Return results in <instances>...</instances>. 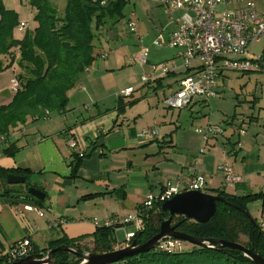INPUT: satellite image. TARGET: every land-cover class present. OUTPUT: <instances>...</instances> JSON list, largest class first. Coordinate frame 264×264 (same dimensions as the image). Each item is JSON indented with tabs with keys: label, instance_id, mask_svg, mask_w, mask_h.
<instances>
[{
	"label": "crops",
	"instance_id": "crops-1",
	"mask_svg": "<svg viewBox=\"0 0 264 264\" xmlns=\"http://www.w3.org/2000/svg\"><path fill=\"white\" fill-rule=\"evenodd\" d=\"M48 1L58 12L67 0ZM2 3L18 15L19 24L13 37L21 40L26 32L35 28V10L27 0H2ZM254 4L264 17V5ZM152 5L160 9L165 18L168 17L159 6ZM178 15L179 12H174L164 25L163 33L159 34L167 37L174 32ZM21 25L25 26L24 29L20 28ZM147 32V28L135 32V50L123 61V55L111 47L117 39L114 26L98 30L94 41L96 60L69 91L66 110L60 114L49 113L47 119L14 128L6 139L0 141V256L6 254L13 244L25 239L40 249L61 238L91 246L96 229L110 222L114 226L112 236L116 248H123L126 235L135 233L141 221L128 224L119 221L132 216L148 194H159L168 182H175L177 178L182 183L199 178L203 181L201 192L212 195L217 191L237 197L264 193V120L254 117L240 119L233 126L243 129V133L235 136L232 128L231 134H227V127L210 124L205 118L200 126H214L220 131L203 142L192 126L199 120L200 108L209 106L216 96L208 102L201 98L192 99L184 108L189 110L191 126L188 127L189 123L186 127L180 125L182 110L173 114L164 106L163 100L159 103L152 98L158 92L164 93L165 89L171 90L170 95L185 75L179 65V50L153 48L151 43L158 34L148 44H143L148 38ZM142 46L149 50V64L174 60L177 69L150 84L140 83L141 74L148 72V66L136 65L133 56ZM12 54L16 59L17 49ZM261 56L264 64V54ZM11 57L0 56L2 67L10 64ZM124 62L134 66L138 74L131 81L118 84V79L123 77L114 71H122ZM16 68L12 63L7 69L10 74L6 76L7 70L0 72V105L8 104L13 97L9 81L17 75ZM224 78L225 74L219 80L217 90ZM128 87L133 88L130 96L116 97L119 91ZM3 92L7 95L2 97ZM153 127L158 128V138L138 137L142 129ZM70 140L77 142L78 149L86 152V156L79 160L75 176H72V167L76 152L68 148ZM9 145L18 150L12 157L4 155ZM201 148L202 153L199 152ZM224 163L232 166L243 178L233 190L224 189L223 177L216 170ZM13 170H20L23 175L14 176L24 178V182L41 192L43 198L39 206L25 197L28 194L24 183L8 184V175H1ZM26 204L40 208L44 216L24 211L22 207ZM261 204V201L251 202L247 211L251 218L264 225Z\"/></svg>",
	"mask_w": 264,
	"mask_h": 264
},
{
	"label": "trees",
	"instance_id": "trees-1",
	"mask_svg": "<svg viewBox=\"0 0 264 264\" xmlns=\"http://www.w3.org/2000/svg\"><path fill=\"white\" fill-rule=\"evenodd\" d=\"M104 2V4H101ZM27 4L35 10L33 21L35 28L26 32L21 40L13 37V31L19 24L18 15L4 7L0 0V56H12L10 64L2 67L0 72L9 69L12 63L19 72L17 79L19 89L13 93L11 101L0 105V141L8 137L10 130L38 121L45 113H63L68 104V93L78 82L85 69L96 60L94 41L97 32L108 22L117 23L125 17L126 0H67L61 16L48 0H27ZM17 49V58L12 51ZM17 148L13 145L4 151V155L12 157ZM76 162L72 167V176L76 175L79 160L84 158L74 155ZM5 173V172H3ZM8 173L23 175L20 170ZM1 174L12 175V174ZM24 187L29 184L24 182ZM228 204L216 203L214 216L205 224L173 216L171 225L178 224L177 231L188 236L237 243L264 260V230L261 224L251 218L247 205L261 201V215L264 220V193L237 197L215 192ZM26 198L39 206L41 200L28 195ZM143 204V203H142ZM139 205L136 210L141 227L130 240L137 245L145 243L158 233L159 225L167 219V214L160 210V204L154 203L144 209ZM113 227V226H112ZM96 229L91 246L79 244L76 240L61 238L53 240L40 249L29 241L26 254H19L18 243L0 256V264H11L20 259L32 256H44L47 251L65 245L74 248L78 253L101 254L116 250L112 236V228ZM183 244V243H182ZM189 245L187 250L163 252L157 247L136 257L126 258L116 264H253L242 253L233 250H215ZM118 249V248H117ZM120 249V248H119ZM55 264H79L80 260L64 252H55L52 258Z\"/></svg>",
	"mask_w": 264,
	"mask_h": 264
},
{
	"label": "built area",
	"instance_id": "built-area-1",
	"mask_svg": "<svg viewBox=\"0 0 264 264\" xmlns=\"http://www.w3.org/2000/svg\"><path fill=\"white\" fill-rule=\"evenodd\" d=\"M114 1V0H110ZM133 3L137 0H126ZM159 6L169 18L174 12H179L175 20L176 30L165 37L158 34L151 45L161 49L165 47L179 50V65L183 68L185 75L178 83L177 89L163 99L166 108L172 110H183L192 99L201 98L204 102L217 96L218 82L227 72L247 74L261 72L264 75V64L262 56H250L249 48L253 44L264 40V17L256 9L251 0H147ZM101 4H104L102 2ZM21 25V29H24ZM129 31L136 32V23H128ZM148 48L142 46L133 56V62L140 66H148V72L142 73L140 83L150 84L160 78L166 77L177 69L174 60L169 63L149 64ZM86 70V69H85ZM9 88L12 93L19 89V81L16 75L9 81ZM133 88L128 87L119 91L116 97H128L132 94ZM45 113L43 119L48 118ZM237 135L243 133L231 125ZM220 131L217 127L207 126L203 129H196L195 132L206 142L208 137ZM140 138L153 140L159 137L157 127L144 128L138 134ZM79 145L74 140L68 141V148L74 150L79 157L86 155V152L78 149ZM203 152V148L199 150ZM223 177L224 189L233 190L237 184L243 181L232 166L227 163L216 167ZM183 185V188L181 187ZM203 181L199 178L182 183L177 178L175 182H168L157 195L148 194L143 202L144 209L150 208L154 203L163 204L174 195L184 191H201ZM26 212H35L39 217L44 216L43 210L35 205L26 204L22 207ZM140 218L136 210L132 216L119 221L121 224L138 223ZM61 224V222H58ZM56 226V224H52ZM112 227L113 223L104 224ZM138 230L141 223H138ZM114 227V226H113ZM264 229V225H261ZM133 233L127 234L125 247L130 244ZM19 254L25 255L29 246V240L25 239L18 243ZM157 248L163 252H178L183 249L182 242L176 240L161 241Z\"/></svg>",
	"mask_w": 264,
	"mask_h": 264
},
{
	"label": "rangeland",
	"instance_id": "rangeland-1",
	"mask_svg": "<svg viewBox=\"0 0 264 264\" xmlns=\"http://www.w3.org/2000/svg\"><path fill=\"white\" fill-rule=\"evenodd\" d=\"M256 4L264 5V0H252ZM144 0H137L132 3H129L125 9V17L117 23L108 22L107 27L114 26L116 33V42L112 43V49L117 51L119 55H123V61L127 60L128 54L132 53L135 50L136 41L134 40V35L136 33H131L129 31L128 23L134 21L136 23V31L140 33L142 29L147 28L148 38L143 40V44H148L149 40L161 33L165 24L168 23L169 17H164L160 9L154 7L151 3H145ZM7 4V1H6ZM60 5V4H59ZM150 8V9H148ZM62 8L58 11V15L61 16L63 13ZM145 10H148V13H145ZM130 11L133 15L130 16ZM105 26V27H106ZM113 32V30H112ZM114 33V32H113ZM163 33V32H162ZM143 37V36H142ZM151 41V40H150ZM105 43V42H104ZM100 47H103L100 45ZM154 48V47H153ZM103 49V48H102ZM157 49V48H156ZM250 56H260L264 54V40L260 43L253 44L249 48ZM126 54V55H125ZM123 64L125 67L122 71L116 69L114 73H118L123 78L118 79V84H123L127 80L131 81L138 72L134 66H128L126 62ZM15 72H19L16 68ZM130 70V71H129ZM14 72V74H15ZM7 74H10V70H7ZM18 74V73H17ZM128 74V75H127ZM17 77V75H16ZM127 79L125 80L124 78ZM3 84V83H2ZM140 84V83H139ZM138 85V84H136ZM135 85V86H136ZM220 88L217 90V97L215 100H212L209 106L200 108L199 120L195 122L192 126L194 129H203L202 120L208 118L210 124H215L217 126L227 127L226 133L231 134V125L237 124L240 119H246L250 117L260 118L264 120V76L261 73H247L241 74L236 72H227L225 78L219 84ZM175 88H173L174 90ZM2 92V90H1ZM148 93V90H146ZM171 90H164L163 92H158V95L152 97L154 101L161 103L162 100L169 95ZM2 97L7 95L6 92L2 93ZM115 96V95H114ZM1 98V97H0ZM172 111L173 114L178 112L177 110L168 109ZM56 113V112H54ZM190 113L189 110L183 109L179 124L187 126V123L190 124ZM182 123V124H181ZM191 129V130H192ZM233 135L237 133H232ZM126 243V242H125ZM182 247L184 250L189 248V244L183 243ZM115 249H117L115 247Z\"/></svg>",
	"mask_w": 264,
	"mask_h": 264
},
{
	"label": "water",
	"instance_id": "water-1",
	"mask_svg": "<svg viewBox=\"0 0 264 264\" xmlns=\"http://www.w3.org/2000/svg\"><path fill=\"white\" fill-rule=\"evenodd\" d=\"M6 181L8 184L18 185L24 183V178L8 175ZM27 194L36 200H42L43 198L41 192L31 186L27 187ZM216 203L228 204L224 198L220 196L203 193L201 191H184L174 195L170 200L160 205V210L162 213L167 214V219L159 225L158 233L143 244L137 245L135 241H132L126 247L101 254H80L74 248L62 245L47 251L42 257L28 255L11 264H55L52 261L55 252H64L74 256L80 260L79 264H116L126 258H132L147 253L157 247L161 241L169 239L187 243L195 247L210 249L213 248L212 244H217L218 247L215 249L217 251L224 249L237 251L247 257L253 264H264V260L258 254L249 251L240 244L194 238L178 232L176 230L178 224L171 225L173 216H182L185 219L205 224L214 216L216 212ZM230 206L235 207L233 205Z\"/></svg>",
	"mask_w": 264,
	"mask_h": 264
}]
</instances>
